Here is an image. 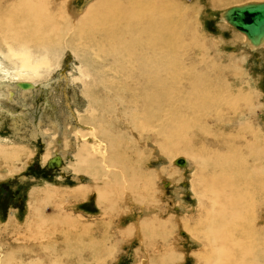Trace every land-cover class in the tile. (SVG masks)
I'll use <instances>...</instances> for the list:
<instances>
[{
    "label": "rangeland",
    "instance_id": "obj_1",
    "mask_svg": "<svg viewBox=\"0 0 264 264\" xmlns=\"http://www.w3.org/2000/svg\"><path fill=\"white\" fill-rule=\"evenodd\" d=\"M22 1L4 0L0 12L6 11L7 5H10L8 11L14 12L13 4ZM92 1L73 0L71 8L82 11ZM128 1L108 0L111 6H117L112 19L117 30L116 42H108L102 36L99 24L94 27L78 24L85 29L91 47L81 48V54H77L70 47L47 46L51 54L61 56L60 65L50 76L37 81L23 98L18 96L22 93L18 87L12 90L15 93L12 97L9 86L0 92V264H205L199 259L203 251L194 237L206 242V235H210L207 225L220 223L218 212L204 201L201 186L199 189L196 181L202 170L196 160H188L187 155L200 151L196 148L204 142L218 154V145L225 139H237L241 131L244 145L263 149V171L259 175H264V47L253 51L247 37L222 20L223 13L232 7L264 0H130V4ZM105 7L104 2L100 3L93 15ZM44 10L51 23L59 21L55 8L50 6ZM163 12L173 19L170 33L166 34H175V39L166 45V54L169 52L164 59L163 77L167 80L161 84L166 86V92L152 89L154 94L150 98L151 94L146 93L148 75L136 70L139 83L131 77L124 79L126 69L130 68L128 62L136 59H130L128 54L134 51L136 56H141L148 50L132 49L126 27L139 13L148 16ZM75 35L74 32L70 38ZM5 66L10 68L9 63ZM145 67L142 65V70ZM81 70L93 74L87 82L91 83L89 91L85 81L75 80ZM198 73L204 74L199 77L208 94L205 102L196 107ZM223 89L242 99L241 111L235 114L226 107L213 108L210 97ZM92 95L100 107L101 104L109 107L94 109ZM129 95L138 110H143L149 98L155 102L160 107L153 109L157 120L150 121L147 131H142L141 125H133L136 129L129 130L124 122L119 128L104 122L102 125L110 126L116 138L101 147L98 139L90 141L91 166L101 170V163L103 168H113L112 180L123 179L126 174L131 180L130 173L139 170L136 182L140 183L145 177L140 175L144 174L154 176L155 184L152 182L146 190L140 184L127 194L121 190L118 197L122 196V201L119 202V198L114 201L117 194H113V204L104 199L98 204V192L91 189L77 192L79 186L89 184L85 175L79 176L73 170L83 167L81 163L86 156L84 149L78 153L85 144L80 134L88 131L82 122L90 118V109L96 110L97 115L108 116L114 105L109 100L118 96L123 99V106H118L120 120L121 110L130 116L135 108L124 106ZM53 121L59 123V134H55ZM195 121L197 126L190 124ZM100 122H103L102 116ZM177 128L196 137V143L191 138V144L185 142L183 134L174 131ZM223 128L228 131L220 132ZM65 130L70 134L67 140L62 135ZM173 133L178 138L172 137ZM52 140L54 143L50 142ZM170 148L172 150L167 152L164 150ZM55 149L65 156V167L49 166L48 150ZM76 153L80 158L78 162ZM176 159L188 160L187 167L183 169L175 164ZM122 167L126 170L122 171ZM257 173L245 171L242 175L249 186L241 194L245 195L247 205L243 217L254 223L258 241L264 245V189L254 182ZM206 178L210 180L209 176ZM127 195L131 197L129 201ZM144 219L149 227L148 236L138 228ZM70 221H75L77 228L74 229L73 224L71 227ZM242 224H230L226 229L235 230L244 241L249 232L243 235ZM173 256L174 263L170 260ZM259 257L264 264V247Z\"/></svg>",
    "mask_w": 264,
    "mask_h": 264
},
{
    "label": "bare ground",
    "instance_id": "obj_2",
    "mask_svg": "<svg viewBox=\"0 0 264 264\" xmlns=\"http://www.w3.org/2000/svg\"><path fill=\"white\" fill-rule=\"evenodd\" d=\"M224 1L231 0H223V2ZM102 2H104L106 6L105 9L101 8L99 10V13L93 15V12L97 10L98 5H100V3L102 4ZM3 3L4 0H0V9L3 7ZM72 3L73 0H23L22 3H17L18 6L17 4H13V6H15L13 8H16V11H8L10 9V5H7V10L4 12H0V55L2 56V59L0 58V92L3 88L9 86L11 90L10 94L12 97L15 94L12 90L15 87H18V89L22 90V93L20 92L18 96L20 98H23L27 96V94L24 93H27L31 89H33V85H35L37 81L44 79L45 76H50L51 73L54 72L53 70L60 65L59 63L61 61V56L57 54H51V50L47 46H51L52 44H54L59 47H70L74 49V52L77 54H81V48L91 47V42L89 37L87 36V33H85L84 31L85 29L80 27L79 25L94 27L93 25L99 24L98 27H102L101 30L104 33L102 34V36L105 37L108 42L117 41V30L112 25L114 10L117 9L116 5L111 6L108 3V0H93L91 3H89V5H87L84 10L77 11V9L71 8ZM128 3L130 4V0L128 1ZM50 6L51 9L55 8L57 16L59 18V21H56L55 23H51L52 20L47 17L46 11L44 10V8H48ZM229 10L223 13L222 20L227 22L237 31L244 34L247 37L246 40L248 46L252 48L253 51H256V49L258 50V48L264 47V33H262L261 35H257L256 37H249L244 31L238 29L229 21ZM118 11H120V9H118ZM170 17V14L168 15L167 12L152 14L148 16H146L144 13H139L136 20H134L131 25L126 27L129 30V38L132 40V49L135 47H143L145 49L148 48V50L146 54L142 52L143 55L141 56H136V53L134 51H131L128 54V57L130 59L133 57H135L136 59L134 61L128 62L130 68L126 69L124 79L127 80V77H131L132 80L139 78V75L135 73L136 70L140 71L142 74L145 73V75H148L149 82L148 87H146V93L151 94L150 98L158 89L162 93L166 92V86H161V84L166 82L165 80H167L163 77L164 73L166 72V68H164V66H166V62H164V59H167L166 55L169 52L168 51L166 54V45L168 41H171V39H175V34H166L170 33L169 28L172 25L173 19H170ZM50 25L52 26L51 29H49ZM78 29L80 30L79 32ZM74 32L76 34L75 37L70 38ZM5 63H9L10 68L5 66ZM142 65L146 66L144 70H142L141 68ZM129 71L133 72L129 73ZM80 72V76L78 78L75 77V80H79L82 82L85 81L87 83L90 78H93V74H88L82 70ZM201 74L203 73H198L196 77V107L201 106V104L205 102L206 94H208L205 83L201 81L199 77ZM136 80H138L137 83H139V79ZM90 84L91 83H87L85 85L86 90L88 89V86ZM76 87H78V85ZM152 89H154V92L152 91ZM87 91H89V89ZM93 98L94 97L92 95L91 101L92 103H94V109L97 108L99 110L101 108L102 110H104L109 107L108 104H101L100 107V104H96V100ZM130 98L131 97L129 95L124 106H126L127 108H135V111H130L131 117L128 116V114L123 113V111L120 109V113L123 114V117L120 120L121 115H119L118 106L119 104L123 106V99L121 98L122 101H120L121 99L118 96L117 98H115V100H109L114 105L111 108L110 113H108V116H105L103 113H101V115H97L96 110L90 109V111H92L90 118H85L83 122L80 120L85 124V128H87L88 131L82 133L80 132V137H83V139L85 140V144L82 147L80 146L81 148L78 149V153L82 152V150L84 149V153L86 154V156L81 163L83 167H73L74 169H72L79 176L85 175V178L89 179V184L84 187L79 186L80 188L77 190V192L80 193L82 191H90V189L92 191L94 190L98 192V204L101 203V200L103 199L107 200L110 204H113V194H117V197H115L114 199V201H116L119 198L118 192L121 190L124 191L123 194H127L130 193L128 192V190L135 191L137 187L140 186V184L141 187L145 190L148 189L152 182L153 184H155L154 176L144 174L140 175L145 176L139 180L140 183L136 182V175L139 174V170H136L135 174L130 173V175L133 177V179L131 180H129V174L124 175L123 179L112 180L110 178V174L113 168H103L101 163H99L100 168H102L101 170H98L95 166H91V153L88 152V149L91 147L90 141L98 139L100 142V147L105 142L109 144L113 143L115 141L114 137L116 138V135L110 130V126L113 128H119V126L121 125L120 123L124 122L126 128L129 130L136 129L133 125H141L142 131H147V127L150 121L157 120V115L153 112V109L154 107H156L157 110H159L160 107L156 105L155 102H151L149 98L144 102L142 106V108L144 107L143 110H138L136 109L137 107H134L132 101H130ZM241 101L242 99L234 97V95L229 90L224 91V89L210 97V102L213 105V108L217 107L218 110H220L222 109V107H226L225 109L235 111V114L237 111H241ZM221 112L225 113L224 110H222ZM101 116L103 118V122H100ZM104 122H107L110 126L106 127L102 125ZM53 123H55L52 125L55 134H59V123L56 124V122L54 121ZM190 124L193 126H197L196 121ZM67 126L68 125H66L65 127ZM72 128H74V126ZM15 130L16 129H14V131ZM67 130H65L64 133L62 132L65 140L69 139L70 135ZM174 131L178 135L183 134L185 142L191 144V138L194 140V143H196V137H191V134L188 135L185 129L181 130V128H177V130ZM221 131L222 133H226L228 130L223 128L222 130H220V132ZM72 132L74 133L76 131ZM42 133L45 134V131ZM44 134L41 135L40 133V136H44ZM48 135L50 134L48 133ZM48 135L47 138L49 137ZM36 136H38V134ZM73 136L75 137V135ZM172 137L178 138L175 133H173ZM243 139L244 133L241 134V131H239V137L237 139H225L221 142L220 145H218V154L216 153L215 148H211L210 145H207V143L204 142L200 148H196V150L200 151H196V154L194 153L192 156L187 155V159L190 160L192 158L194 161L196 160V165L199 166L202 170V173L197 174L196 181L198 182L199 189L201 186L200 190L203 197L205 198L204 201H207L210 205L213 206V209L218 212V221L220 223L219 225H215L213 223L207 225L208 234L210 235H206V242L200 241L198 238L194 237V239L197 240L196 244H199L202 247L201 250L203 251L200 253L199 259L202 258L205 264H261L259 253L263 249L264 245L258 241L257 234L253 229L254 223L248 221L243 217V214L246 212L247 205L244 200L245 195L241 194L248 190L249 187L247 184V178L242 176L245 171H251L255 173L259 172L257 173V177L255 178L254 182L256 181L257 186L264 189V175H259L263 171V149H260V146L252 147L249 144L244 145ZM53 140L50 142L54 143ZM56 140L57 138L55 139V141ZM76 142L73 144H77ZM59 148L61 149V147ZM164 150H166L167 152L169 150H172V148ZM48 153L51 157H48L50 159V162L48 164L51 168L65 167L63 166V162L66 160L65 156H61V154L59 155L58 153L60 152H58L56 149L55 151L48 150ZM76 155V161L78 162V159L80 158L78 157L77 153ZM116 158L118 157L116 156ZM188 160L176 159L175 164L184 169L188 165ZM99 162H103V160H100ZM121 170L124 171L126 170V168L122 167ZM207 176L210 177V180L206 178ZM121 197L119 198V202L123 199ZM130 198L131 197L129 195L126 196V200ZM244 220H246L247 222ZM70 222L71 227L72 224L74 225L76 223L75 221ZM238 223H243V235L244 232L251 233H248L246 234V236H244V241H241L243 237L239 238L235 230L229 231L228 229H226V227H228L230 224L236 226ZM162 224L163 223L161 221L160 225ZM76 225H74V229ZM138 225V228L141 229L144 234H146V236H148L149 227L147 221L144 219ZM219 242H221L220 245H218ZM170 260L172 261V263H174L173 261H175V257L173 256L172 258H170Z\"/></svg>",
    "mask_w": 264,
    "mask_h": 264
},
{
    "label": "water",
    "instance_id": "obj_3",
    "mask_svg": "<svg viewBox=\"0 0 264 264\" xmlns=\"http://www.w3.org/2000/svg\"><path fill=\"white\" fill-rule=\"evenodd\" d=\"M228 19L249 37L261 35L264 33V2L232 7Z\"/></svg>",
    "mask_w": 264,
    "mask_h": 264
}]
</instances>
